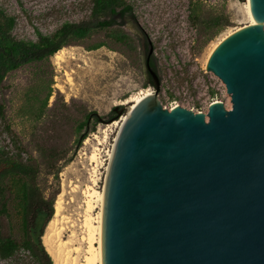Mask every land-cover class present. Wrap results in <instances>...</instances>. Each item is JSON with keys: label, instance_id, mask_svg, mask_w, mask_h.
Here are the masks:
<instances>
[{"label": "rangeland", "instance_id": "obj_1", "mask_svg": "<svg viewBox=\"0 0 264 264\" xmlns=\"http://www.w3.org/2000/svg\"><path fill=\"white\" fill-rule=\"evenodd\" d=\"M126 1L136 13V18H127L121 26L129 39L116 41L111 29L96 31L64 46L63 61L53 55L26 64L11 71L3 82L0 148L40 166L37 182L47 198H54V215L44 234L48 231L57 249L61 245L65 253L82 245L87 215L98 225L101 202L95 198L88 209L85 190L89 185L99 192L105 190L111 151L131 104L128 101L151 88L139 36L150 39L154 47L165 107L180 104L205 112L220 100L232 108L223 81L207 71V57L219 40L250 23L249 0ZM0 6L16 16L13 33L17 38L37 40L38 31L53 34L65 22L89 19L93 0H0ZM216 15L230 25L208 41L213 30L197 25L196 19L208 21ZM87 118L88 126L80 130ZM93 153L98 155L95 161ZM60 166L62 171L55 177ZM8 186V209L0 225L4 233L21 239V184L8 180ZM59 199L62 209L56 215ZM94 244L98 246L97 239ZM0 264L14 261L0 258ZM20 264L33 263L27 259Z\"/></svg>", "mask_w": 264, "mask_h": 264}, {"label": "water", "instance_id": "obj_2", "mask_svg": "<svg viewBox=\"0 0 264 264\" xmlns=\"http://www.w3.org/2000/svg\"><path fill=\"white\" fill-rule=\"evenodd\" d=\"M249 3L255 22L206 65L232 108L165 107L150 68L152 92L128 110L108 168L103 264H264V0Z\"/></svg>", "mask_w": 264, "mask_h": 264}, {"label": "trees", "instance_id": "obj_3", "mask_svg": "<svg viewBox=\"0 0 264 264\" xmlns=\"http://www.w3.org/2000/svg\"><path fill=\"white\" fill-rule=\"evenodd\" d=\"M135 17L134 5L126 0H93L91 16L81 22H65L55 33L44 34L38 31L37 40L19 39L13 31L17 24L15 15L0 6V95L7 75L26 64L49 59L64 46L91 36L99 30L111 29L112 37L123 42L129 34L121 29L127 17ZM197 25L205 26L213 33L208 41L213 40L229 23H223L216 15L208 21L196 19ZM113 112L112 114H116ZM111 114V115H112ZM97 119H99L97 117ZM88 118L80 125V130L88 126ZM87 136L83 133L79 143ZM68 160H66L67 162ZM62 171L60 166L55 177ZM40 166L32 160H24L19 155L10 154L0 148V218L7 213L10 191L8 180L18 181L23 206V235L17 239L3 232L0 225V258L11 259L14 264L26 262L33 264H54L47 251L42 236L46 225L54 215V198H47L40 188L37 178Z\"/></svg>", "mask_w": 264, "mask_h": 264}, {"label": "bare ground", "instance_id": "obj_4", "mask_svg": "<svg viewBox=\"0 0 264 264\" xmlns=\"http://www.w3.org/2000/svg\"><path fill=\"white\" fill-rule=\"evenodd\" d=\"M247 11L250 17V23H254L255 19L253 18L251 11H250V3L248 1L247 3ZM232 33V32H231ZM230 34V33H229ZM228 34V35H229ZM226 37V36H225ZM223 37L221 40H219L214 47L211 49L207 61L209 57L211 56L214 49L217 47V45L225 38ZM65 51L64 48L60 49L57 53H55L56 59L58 61L64 60ZM62 87V86H59ZM152 88H148L146 90L141 91V93L137 94L136 96H133L128 103L130 104L128 110L130 111L131 108H133L137 102H139L141 99H143L145 96L151 94ZM127 115V114H126ZM126 115L122 117V121L126 119ZM113 155V151H111V158ZM98 158L97 153L92 154V160L95 161V159ZM88 196L87 199V206L88 209H91L93 207V203L95 201V198H97L101 202V212H100V218L98 221V225L95 226L93 224V221L90 217V215H87L86 222H85V234L80 238V243H82L81 246H74L73 248L66 251V253L60 248L57 249L55 246V242L53 238L49 235L48 231L42 236L43 243L47 249V251L50 253L54 260V264H103L102 259V224H103V206H104V198H105V190L103 192H99L96 190L94 185H89L87 190H85ZM62 209V202L59 199L56 203V215L60 214ZM85 220V219H84ZM98 235V237H95V235ZM73 237H76V234L72 235ZM77 238V237H76ZM95 239H97L98 246H95ZM78 240V239H77ZM85 243V245H84Z\"/></svg>", "mask_w": 264, "mask_h": 264}, {"label": "flooded vegetation", "instance_id": "obj_5", "mask_svg": "<svg viewBox=\"0 0 264 264\" xmlns=\"http://www.w3.org/2000/svg\"><path fill=\"white\" fill-rule=\"evenodd\" d=\"M127 18H130L129 16ZM132 18V17H131ZM126 23V21H125ZM138 39H141V47L143 48L144 52V57H145V62L148 66V69L146 70V74L148 76V79L152 80L151 73H150V68L153 70H157L156 68V59L154 56V47L151 44V40L147 39L146 37H140ZM145 71V70H144ZM94 116L98 117L97 114Z\"/></svg>", "mask_w": 264, "mask_h": 264}, {"label": "built area", "instance_id": "obj_6", "mask_svg": "<svg viewBox=\"0 0 264 264\" xmlns=\"http://www.w3.org/2000/svg\"><path fill=\"white\" fill-rule=\"evenodd\" d=\"M177 105H178V104H177ZM174 106H175V105H174ZM172 107H173V106H172ZM172 107H170V108H172ZM205 112L207 113V112H208V110H206Z\"/></svg>", "mask_w": 264, "mask_h": 264}]
</instances>
